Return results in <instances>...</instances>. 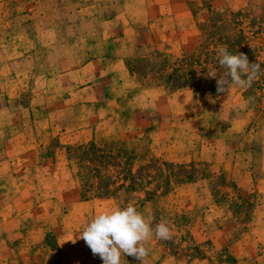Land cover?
Masks as SVG:
<instances>
[{"label":"rangeland","instance_id":"1","mask_svg":"<svg viewBox=\"0 0 264 264\" xmlns=\"http://www.w3.org/2000/svg\"><path fill=\"white\" fill-rule=\"evenodd\" d=\"M144 1L156 8L127 7L133 32L120 29L127 47L114 62L115 31L101 22L122 0H0V77L11 93L8 103L0 98L25 109L11 115L16 124L3 127L0 140L29 134L14 146L16 157L4 155L0 141V264H103L76 237L95 215L129 204L151 216L153 228L166 220L172 230L171 239L153 235L145 243L146 264H264V187L257 179L264 167V0ZM91 2L99 15L86 10ZM216 14L239 21L260 75L248 89L232 85L216 96L193 93L191 85L171 91L158 74L169 75L184 53L198 49ZM96 23L111 44L85 68L84 42ZM80 126L95 143L121 142L134 156L114 163L130 180H122L121 167L103 170L85 159L99 172L76 176L80 158H68L53 139ZM130 181L128 191L93 196L96 186Z\"/></svg>","mask_w":264,"mask_h":264},{"label":"trees","instance_id":"2","mask_svg":"<svg viewBox=\"0 0 264 264\" xmlns=\"http://www.w3.org/2000/svg\"><path fill=\"white\" fill-rule=\"evenodd\" d=\"M238 26L239 21L236 20L234 15H231L229 18L219 14L210 16L209 29L201 35L198 49L194 52L184 53L178 60L177 67L174 68L169 75H165V71H161L160 74H158L157 79L162 80L164 85L170 87L171 91L191 85L193 87V93L199 92L213 96L220 94L217 92L216 78L209 77L208 73L215 70L217 78L219 79L227 71V69L220 67L217 59V50L221 46L227 47L228 51L232 54H235L236 52L246 54L249 62L254 63L251 59L249 49L242 46L244 45L245 36ZM209 47L212 49L208 50ZM201 55L204 57L202 61L200 60ZM208 65L210 66L209 69L206 68ZM196 68H198V70H196ZM66 136L67 138L63 141L62 139L59 140L58 138H54L53 142L55 146L64 149L68 158H80L79 161L77 160L78 165L76 176H80L85 180V170H91L94 171V173L99 172L97 169L98 167L95 168L83 165L82 160L85 159L88 163H95L103 170H106L108 166H113L119 169L121 167L120 171H118L119 173H123L122 180L127 178L128 180L131 179V174L126 171L124 167L119 164H114L116 161L118 162L119 158L124 159V161H129L130 158H134L133 155L132 157L126 155L127 151L123 148L121 142L118 143L110 141L111 139L102 138L99 140H102V143L97 144L94 141V134H90L86 137L82 130L71 132ZM115 144H118L119 146L117 148L112 146ZM184 173L186 172L184 171ZM102 177L105 176L102 175ZM106 178L109 179V175ZM179 182L184 183V181ZM109 184L111 183L109 182ZM133 184L134 183L131 181L129 185L121 183L112 190L96 186V188H94L95 192L93 193V196H108L117 190L128 191ZM90 185L93 187L92 184ZM167 191L165 189L163 192L166 193ZM81 197L86 199L88 195H82Z\"/></svg>","mask_w":264,"mask_h":264},{"label":"clouds","instance_id":"3","mask_svg":"<svg viewBox=\"0 0 264 264\" xmlns=\"http://www.w3.org/2000/svg\"><path fill=\"white\" fill-rule=\"evenodd\" d=\"M220 67L227 69L221 78L212 70L209 77L216 78L217 92L226 93L232 85L248 89L261 73L260 64L250 63L246 54H232L227 47L217 50ZM230 81V82H229ZM244 107V105H241ZM152 217H145L129 204L125 208L106 210L95 215L79 233L76 239L84 240L94 256H99L103 264H127L124 256H132L140 264H146L149 249L145 243L153 235L156 239H171L169 222L162 220L152 227ZM76 239L72 242L75 243Z\"/></svg>","mask_w":264,"mask_h":264},{"label":"crops","instance_id":"4","mask_svg":"<svg viewBox=\"0 0 264 264\" xmlns=\"http://www.w3.org/2000/svg\"><path fill=\"white\" fill-rule=\"evenodd\" d=\"M130 4H133L135 6L145 5L146 8L148 9V5L145 4L144 0H122V4H121L122 7L121 8L116 7V11H115V9L113 10L114 13L112 14V16H110V19L101 22L102 25L108 24L109 27H111L115 31V34H114L115 38L112 39V42L113 41L117 42L116 44H118V47H114V50L112 51V54L114 55V59H113L114 62L121 61L122 56L126 52L125 47H127V45L124 46V50H123V40L124 39H123V37H120V36L124 33L121 30L125 29L126 31L129 30L130 32H133V29H132L133 27L128 25L126 22V18H127V20L130 19L128 17L129 11L127 9V7ZM150 6H151L150 7L151 9L156 8V4L155 5L150 4ZM150 8L148 9L149 11H150ZM81 10H82V8H78V9L76 8V15L78 16V18H82V15H80V14H83V11H81ZM86 10H88V13H90L91 15H93V14L99 15L98 7L96 4L93 5V2H91V5L86 7ZM121 18H123V20ZM80 26H81L80 29L83 30V25H80ZM94 27H95V29H93ZM88 28H89L90 34H88V37L84 42L85 50H88L87 51L88 57L86 59V61H88V62L84 66L85 68L93 65V62H95V61H100V60L104 59V58H100V55H103V54L105 55L106 54V47L111 44L108 41L109 40L108 38H104L103 35H101V37L99 36L100 35L99 34V29H100L99 23L94 24V26L90 25ZM117 28L119 30H117ZM92 31H94V33H91ZM124 41L127 42V37L125 38ZM81 42L83 44V39L81 40ZM109 60H110V58H109ZM84 67L82 66L79 70L82 71ZM76 68H77V66H76ZM66 73H68V72H66ZM61 75H64V74H59L58 76H61ZM51 77H52V74H49L48 76L44 77V79H45L44 85L45 86L50 83V80L52 79ZM54 77H55V75H54ZM7 82H8L7 79L0 77V96H2L3 99H4L3 96H6L5 102L7 101V103H8L9 97H10L9 94H11V93H8L9 88L4 90V87L2 85L3 83H7ZM43 88H44V86H43ZM3 102H4V100H3ZM3 102L1 101V98H0V130L3 127L12 126L13 124H16L15 121L11 119V115L18 113V118H20V116H19L20 113L25 111V109L17 110L15 107H12L11 105L10 106L9 105L8 106L3 105ZM2 119H7V120L3 121ZM24 120L25 119H22V121H20V122L23 123ZM80 127L81 128H79V129L83 130V127L82 126H80ZM77 131H79V130H77ZM65 134H66L65 132L61 131L60 135L58 134L57 136H54V138H58L59 140H61L65 136ZM28 139H29V134L26 132L20 133V134L14 133V134H11L10 136H7L5 138H1L0 141L2 142V145L4 146V149L6 151V153L4 155L9 156V157H16V153L13 150L14 146L16 145L17 142H20V141L26 142V141H28ZM56 149H59V148H56ZM262 172H263L262 176L258 177L257 179L261 180L262 186L264 187V167L262 169ZM255 180H256V178H255Z\"/></svg>","mask_w":264,"mask_h":264}]
</instances>
